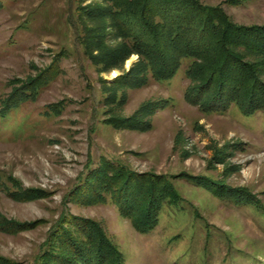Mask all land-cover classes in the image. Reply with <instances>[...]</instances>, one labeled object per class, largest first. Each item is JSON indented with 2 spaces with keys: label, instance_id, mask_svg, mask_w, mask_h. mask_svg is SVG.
Returning <instances> with one entry per match:
<instances>
[{
  "label": "rangeland",
  "instance_id": "1",
  "mask_svg": "<svg viewBox=\"0 0 264 264\" xmlns=\"http://www.w3.org/2000/svg\"><path fill=\"white\" fill-rule=\"evenodd\" d=\"M191 1L252 31L227 47L264 87V0ZM114 2L0 0V264H264V111L211 104L201 58L157 79ZM115 167L171 197L146 232Z\"/></svg>",
  "mask_w": 264,
  "mask_h": 264
},
{
  "label": "trees",
  "instance_id": "2",
  "mask_svg": "<svg viewBox=\"0 0 264 264\" xmlns=\"http://www.w3.org/2000/svg\"><path fill=\"white\" fill-rule=\"evenodd\" d=\"M114 3L117 9L113 12L123 26L122 30L131 37L135 51L151 65L157 79L171 77L180 66L183 57L193 59L194 63L196 59L201 58L205 62L189 66L186 75L192 76L198 68L196 78H202L204 72H207L203 84L204 87L206 85L208 87L209 96L207 95L206 99L208 98L211 104L218 102L228 106L235 103L246 115L258 109L264 111V87L260 86L256 89L255 86L260 84L258 81L249 85L250 69L235 61L234 54L227 47V44L232 45L236 42V37H248L247 34L252 33L248 28L227 23L230 27L223 26L219 30L216 19L219 18L226 23L223 17L220 18L222 15L218 17L216 9L198 7L197 2H189V0H115ZM151 13H158L163 21L151 22L148 20V15ZM258 28L254 27V30H251L255 32V36L263 34L264 39V29L258 31ZM255 44L251 45L254 49ZM262 44L264 52V41ZM113 169H117L118 174L114 173ZM113 169H108V173L116 174L122 183L120 189L131 193L127 201L130 205L124 207L125 194L120 192L118 195L113 191L115 188L113 182L111 186H104L106 193L111 194L122 214L130 219L138 232L143 233L153 228L157 224L161 204L167 198H171L170 195L160 194L162 188L154 181L147 180L145 176L126 172L120 167ZM103 179L106 183H110L106 174ZM100 197L94 202L100 201ZM221 198L229 199L234 203H251L249 200L238 199L237 196H221ZM90 254L93 255V253L81 252L80 259H71V261L68 259L67 263L97 264L99 258L91 257ZM110 256L115 258L99 264H121L120 260L117 261V254Z\"/></svg>",
  "mask_w": 264,
  "mask_h": 264
},
{
  "label": "bare ground",
  "instance_id": "3",
  "mask_svg": "<svg viewBox=\"0 0 264 264\" xmlns=\"http://www.w3.org/2000/svg\"><path fill=\"white\" fill-rule=\"evenodd\" d=\"M113 73H115V71H113Z\"/></svg>",
  "mask_w": 264,
  "mask_h": 264
}]
</instances>
